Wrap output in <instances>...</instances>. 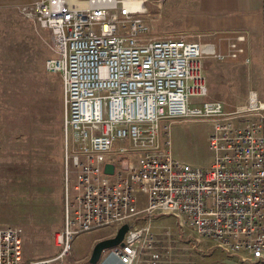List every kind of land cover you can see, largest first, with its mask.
Listing matches in <instances>:
<instances>
[{
	"label": "built area",
	"instance_id": "built-area-1",
	"mask_svg": "<svg viewBox=\"0 0 264 264\" xmlns=\"http://www.w3.org/2000/svg\"><path fill=\"white\" fill-rule=\"evenodd\" d=\"M142 5L26 6L51 34L45 69L61 79L63 223L56 256L39 261L24 260L20 228L0 226V264H89L90 255L72 258L73 239L107 227L114 237L123 225L121 243L96 264H207L215 251L239 264L264 260V92L233 107L208 100L203 60L222 57L183 37L147 39ZM230 47L231 58L242 52ZM182 120L210 125L209 165L172 157L170 127ZM165 217L173 225L155 231Z\"/></svg>",
	"mask_w": 264,
	"mask_h": 264
},
{
	"label": "crops",
	"instance_id": "crops-1",
	"mask_svg": "<svg viewBox=\"0 0 264 264\" xmlns=\"http://www.w3.org/2000/svg\"><path fill=\"white\" fill-rule=\"evenodd\" d=\"M38 1L41 0L21 4L14 0H0V22L9 21L11 15L7 11L11 7L27 6ZM151 3L164 6L161 13L172 15L175 10L171 9L172 6H193L189 13H184L185 17L177 30L161 28V31L155 30L152 35H147V39H158L167 34L186 39L196 35L198 43L211 44L215 53L222 58L203 60L208 100L233 107L245 102L252 93L259 97L263 94L264 0H151ZM164 27H167L166 23ZM239 37L242 40H238ZM232 44L242 49L235 58L230 57ZM60 90L62 92V88ZM29 133L24 127L8 125L0 112V200L6 202L15 197L19 203L32 205L34 233L44 232L52 239L62 229L63 223L61 137L55 150L48 155L49 151L41 142V131L33 132L38 137L34 145L39 150L35 152L31 150ZM32 159L38 163L33 168ZM2 225L7 223L0 221ZM113 233L114 229L111 228L96 237L92 244L111 238ZM213 254L217 255L216 264H239L236 256L228 257L218 251ZM259 264H264V260Z\"/></svg>",
	"mask_w": 264,
	"mask_h": 264
},
{
	"label": "rangeland",
	"instance_id": "rangeland-1",
	"mask_svg": "<svg viewBox=\"0 0 264 264\" xmlns=\"http://www.w3.org/2000/svg\"><path fill=\"white\" fill-rule=\"evenodd\" d=\"M14 1L23 4L31 0ZM141 1L149 27V36L155 30L161 31V28L177 30L184 15L193 9V6H172L171 9H175L172 15L167 12L161 13L164 6L159 7L151 3V0ZM23 7L26 6L11 7L7 11L11 15L9 21L0 22V112L6 118L8 125L16 128L24 127L30 132L31 150L33 149L34 152L39 150L34 145L38 137L33 132L41 131V142H44L49 151L48 155L55 150L60 137L64 155V98L60 90L61 79L59 75L48 73L45 69L46 61L53 56L51 34L38 26L31 13H21ZM165 23L167 27H164ZM178 37L167 34L158 39ZM187 39L199 42L196 35ZM209 131L210 125L206 122L182 120L172 124L169 132L172 157L192 167L209 165L211 153L208 151L206 140ZM37 165L38 163L32 159L31 167ZM14 199L15 197H12L6 202L0 200V221L23 230L24 260L39 261L56 256L57 249L54 246L53 236L51 239L47 237V233H34L35 229L31 224L34 217L32 205L19 203ZM173 223L174 221L169 217L161 218L153 222V229L160 231L163 227L172 226ZM109 230L111 227L85 232L75 237L72 241V258L87 259L98 243L92 244V241ZM205 258L207 264H216L212 261L217 260V255L207 253Z\"/></svg>",
	"mask_w": 264,
	"mask_h": 264
},
{
	"label": "water",
	"instance_id": "water-1",
	"mask_svg": "<svg viewBox=\"0 0 264 264\" xmlns=\"http://www.w3.org/2000/svg\"><path fill=\"white\" fill-rule=\"evenodd\" d=\"M112 170L113 167L111 165H107L105 167V172L109 174L112 173ZM127 229H128L127 225H123L117 230L114 237L99 241L91 251L89 264H96L103 251L120 244Z\"/></svg>",
	"mask_w": 264,
	"mask_h": 264
},
{
	"label": "bare ground",
	"instance_id": "bare-ground-1",
	"mask_svg": "<svg viewBox=\"0 0 264 264\" xmlns=\"http://www.w3.org/2000/svg\"><path fill=\"white\" fill-rule=\"evenodd\" d=\"M21 13H31V7H24L20 10Z\"/></svg>",
	"mask_w": 264,
	"mask_h": 264
}]
</instances>
